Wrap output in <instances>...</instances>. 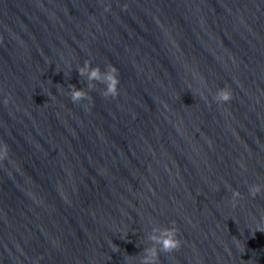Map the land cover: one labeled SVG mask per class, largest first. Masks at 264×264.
<instances>
[{
  "label": "water",
  "instance_id": "water-1",
  "mask_svg": "<svg viewBox=\"0 0 264 264\" xmlns=\"http://www.w3.org/2000/svg\"><path fill=\"white\" fill-rule=\"evenodd\" d=\"M0 39V264H141L173 222L160 264H264V0H0Z\"/></svg>",
  "mask_w": 264,
  "mask_h": 264
},
{
  "label": "clouds",
  "instance_id": "clouds-1",
  "mask_svg": "<svg viewBox=\"0 0 264 264\" xmlns=\"http://www.w3.org/2000/svg\"><path fill=\"white\" fill-rule=\"evenodd\" d=\"M127 6H125L126 9ZM110 10V9H106ZM0 39V43H2ZM81 76L87 75L89 81H98L101 84L106 85V90L103 91L102 95L112 98H117L119 96V85L121 83L119 79V69L114 65H108L106 71L102 72L100 67H92L91 61H85L84 66L78 69ZM94 85L90 84L89 89L92 90ZM70 97L73 103H79L81 101L93 100V97L89 95L88 92L84 90H78L75 85L71 86ZM214 99L218 103H229L233 100V93L230 87H225L220 89L216 94ZM9 101L6 99L4 101L7 104ZM86 107H91V104L86 105ZM9 146L7 143L3 144L2 149H0V161H4L9 157ZM264 192V186L259 184H253L249 187V194L251 197L255 198L257 195ZM233 206H235L237 200L241 198V193L239 191H233ZM264 231V230H260ZM159 232V235L153 234L149 239L153 242V246L144 249V255L141 259V264H160V253H174L178 251L182 242L178 239L179 229L175 226L173 222L172 227H167L162 231L159 229H153V233ZM155 245H159L157 248Z\"/></svg>",
  "mask_w": 264,
  "mask_h": 264
}]
</instances>
